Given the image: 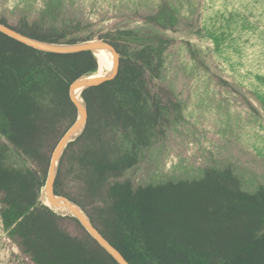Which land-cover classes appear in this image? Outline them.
<instances>
[{
	"label": "trees",
	"instance_id": "trees-1",
	"mask_svg": "<svg viewBox=\"0 0 264 264\" xmlns=\"http://www.w3.org/2000/svg\"><path fill=\"white\" fill-rule=\"evenodd\" d=\"M143 18L166 29L177 25L181 16L160 0ZM0 22L50 42L92 39L76 36L80 28L67 32L54 23L27 18L11 23L0 15ZM124 33L139 43L131 46L103 39L119 53L118 71L82 91L87 124L63 152L55 192L78 203L130 264H264V156L254 146L245 149L244 141L249 139L247 124L258 113L228 81L212 77L218 88L237 97L241 112L230 111L226 102L215 103L223 110L219 121L228 131L222 132L221 141L204 148L205 164L201 161L194 171L139 184L123 179L148 153L147 159L156 156L161 162L163 139L169 138L170 131L186 132L189 126L185 105L170 79V70H185L182 64L170 65L169 53H176L173 41L155 34ZM196 50L191 51L193 59L208 70ZM97 65L89 50L42 51L0 31V135L4 139L0 140V232L13 246L12 252L8 250L15 258L11 264H119L75 217L54 212L39 198L52 151L76 118L69 86ZM62 123L64 128L47 152L49 137ZM196 127L190 128L193 134L205 139V131ZM34 160L41 165L38 169L26 163ZM64 169L74 173L72 179L84 198L100 195L104 188L102 205L89 209L80 194L62 192ZM68 220L79 224L84 233L66 230L63 222Z\"/></svg>",
	"mask_w": 264,
	"mask_h": 264
},
{
	"label": "rangeland",
	"instance_id": "rangeland-1",
	"mask_svg": "<svg viewBox=\"0 0 264 264\" xmlns=\"http://www.w3.org/2000/svg\"><path fill=\"white\" fill-rule=\"evenodd\" d=\"M159 1L0 0V15L6 16L11 23L27 18L54 23L67 32L80 28L74 33L76 36L113 39L131 46L138 44L139 40L130 38L124 33L126 31L140 35L155 34L173 41L172 48L176 53H169L170 65L176 68L182 64L185 70L180 68L178 77V71L170 70V79L176 85L178 98L185 105L188 130L170 131L169 138L163 139L160 148L162 161L159 162L156 156L147 159L148 153L145 159L124 174L123 179L139 184L170 173H182L187 169L194 171L201 161L205 164L208 156L204 148L221 141L222 132L228 131L219 121L223 110L218 109L215 103L226 102L230 111L241 112L237 97L218 88L212 79L215 76L228 81L256 108L258 115L254 116L255 121L247 124L249 139L244 140L245 149L252 150L254 146L264 156V0H162L181 16L177 25L166 29L143 18L144 14L156 8ZM196 49L208 70L199 67L193 59L191 51ZM106 58L107 55L104 64ZM207 98L215 100L213 106L211 101L207 103ZM192 125L204 130L206 138L198 140V135L190 129ZM63 128L64 123L57 127L53 137H49L45 147L47 152ZM0 140H4L1 135ZM201 141H204L203 145ZM26 163L37 169L41 166L35 160ZM254 166L258 171L259 167ZM73 174L64 169L60 190L76 196L80 194L89 209L101 206L106 200L104 188L100 189V195L84 198L85 193L78 192ZM63 226L71 234L84 233L73 220L63 222ZM8 250L12 252L13 246L0 232V264H11L10 259H15Z\"/></svg>",
	"mask_w": 264,
	"mask_h": 264
},
{
	"label": "water",
	"instance_id": "water-1",
	"mask_svg": "<svg viewBox=\"0 0 264 264\" xmlns=\"http://www.w3.org/2000/svg\"><path fill=\"white\" fill-rule=\"evenodd\" d=\"M0 31L11 36L12 38L23 42L38 50L54 52V53H73L84 50H89L95 57V52L99 50L107 51L112 58V68L108 74L99 75L95 74V70L88 71L77 78H75L69 86V95L76 107V118L73 123L67 128L64 134L61 136L56 146L54 147L47 176L40 190L39 198L41 202L52 209L54 212L61 215H69L75 217L86 232L119 264H130L121 252L112 245L93 225L91 219L85 210L75 201L71 200L65 195H61L55 192V180L58 173L60 159L66 146L79 137L84 131L88 110L82 97V91L92 85L99 84L111 77H113L118 71L119 65V53L108 42L102 39H91L77 43H56L37 39L25 35L3 23L0 22ZM96 58V57H95ZM97 60V59H96ZM98 64V63H97ZM98 66V65H97ZM78 94L81 97L78 99ZM54 208H64L66 212H58Z\"/></svg>",
	"mask_w": 264,
	"mask_h": 264
},
{
	"label": "bare ground",
	"instance_id": "bare-ground-1",
	"mask_svg": "<svg viewBox=\"0 0 264 264\" xmlns=\"http://www.w3.org/2000/svg\"><path fill=\"white\" fill-rule=\"evenodd\" d=\"M102 56H101V54ZM107 55L106 58V64H104V58ZM95 57L97 59V69L94 71L95 74H99V75H103L104 73H106L110 68H112V58L111 55L107 52V51H103V50H99L95 52ZM102 57V58H101ZM78 99H80L81 101V97L78 94ZM54 210L58 211V212H66L67 210L64 208H54Z\"/></svg>",
	"mask_w": 264,
	"mask_h": 264
}]
</instances>
